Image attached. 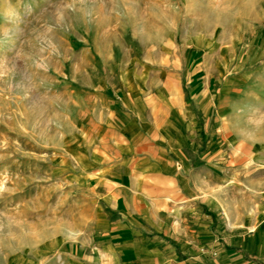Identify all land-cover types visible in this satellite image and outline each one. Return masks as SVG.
Returning a JSON list of instances; mask_svg holds the SVG:
<instances>
[{
  "label": "crops",
  "instance_id": "0c3cea01",
  "mask_svg": "<svg viewBox=\"0 0 264 264\" xmlns=\"http://www.w3.org/2000/svg\"><path fill=\"white\" fill-rule=\"evenodd\" d=\"M154 27L116 19L67 90L71 202L42 264H264V60L237 75Z\"/></svg>",
  "mask_w": 264,
  "mask_h": 264
},
{
  "label": "rangeland",
  "instance_id": "374dc122",
  "mask_svg": "<svg viewBox=\"0 0 264 264\" xmlns=\"http://www.w3.org/2000/svg\"><path fill=\"white\" fill-rule=\"evenodd\" d=\"M116 19L138 33L163 20L178 45L207 38L193 48L231 58L235 74L264 60V0H0V264H42L66 235L67 90Z\"/></svg>",
  "mask_w": 264,
  "mask_h": 264
}]
</instances>
